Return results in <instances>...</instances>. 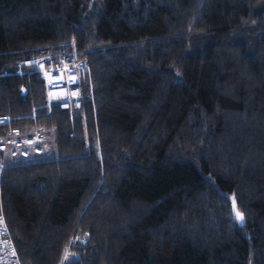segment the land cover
<instances>
[{
  "label": "trees",
  "instance_id": "trees-1",
  "mask_svg": "<svg viewBox=\"0 0 264 264\" xmlns=\"http://www.w3.org/2000/svg\"><path fill=\"white\" fill-rule=\"evenodd\" d=\"M249 23L264 0H0V140L22 139L0 149V223L22 264H264V28L253 54L231 40ZM45 56L84 63L79 106L19 67Z\"/></svg>",
  "mask_w": 264,
  "mask_h": 264
},
{
  "label": "built area",
  "instance_id": "built-area-1",
  "mask_svg": "<svg viewBox=\"0 0 264 264\" xmlns=\"http://www.w3.org/2000/svg\"><path fill=\"white\" fill-rule=\"evenodd\" d=\"M23 63H29L44 78L49 107L53 100H59L62 105H80L82 92L79 86V72L84 63L76 60L68 62L54 56L33 58L32 61L27 60ZM19 72L22 74L21 70ZM23 90L25 94L26 90ZM21 141L22 139H2L0 149H4L9 143ZM0 219L4 221L3 218ZM10 238L7 229L0 223V264H22L21 257Z\"/></svg>",
  "mask_w": 264,
  "mask_h": 264
},
{
  "label": "rangeland",
  "instance_id": "rangeland-1",
  "mask_svg": "<svg viewBox=\"0 0 264 264\" xmlns=\"http://www.w3.org/2000/svg\"><path fill=\"white\" fill-rule=\"evenodd\" d=\"M262 28L261 25L257 23H252V24L249 23L236 27L231 31V40L234 42L245 43L248 48V53L253 54L255 51V45L257 43L258 33L260 30H262ZM214 34H215L214 31L199 32L192 34L189 40V46L187 50L188 54H195L200 50H203L205 46L213 40ZM27 60L32 61L33 59H27ZM23 65H24L23 62H21L19 67L22 68ZM55 155L57 156V154ZM70 253H71L70 246H68L65 251V255L62 260V263H64L66 259H68Z\"/></svg>",
  "mask_w": 264,
  "mask_h": 264
},
{
  "label": "water",
  "instance_id": "water-1",
  "mask_svg": "<svg viewBox=\"0 0 264 264\" xmlns=\"http://www.w3.org/2000/svg\"><path fill=\"white\" fill-rule=\"evenodd\" d=\"M233 213L237 217L239 224L241 226L244 225L245 224L244 215L238 210L237 205H236L235 202H233ZM237 213H239L240 215L238 216Z\"/></svg>",
  "mask_w": 264,
  "mask_h": 264
},
{
  "label": "snow or ice",
  "instance_id": "snow-or-ice-1",
  "mask_svg": "<svg viewBox=\"0 0 264 264\" xmlns=\"http://www.w3.org/2000/svg\"><path fill=\"white\" fill-rule=\"evenodd\" d=\"M237 215L239 216L240 214H239V213H237Z\"/></svg>",
  "mask_w": 264,
  "mask_h": 264
}]
</instances>
